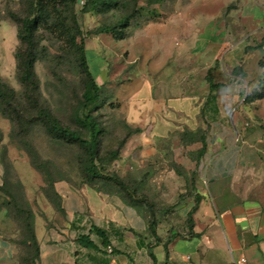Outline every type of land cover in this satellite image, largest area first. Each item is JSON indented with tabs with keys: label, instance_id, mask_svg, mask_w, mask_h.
Listing matches in <instances>:
<instances>
[{
	"label": "crops",
	"instance_id": "0c3cea01",
	"mask_svg": "<svg viewBox=\"0 0 264 264\" xmlns=\"http://www.w3.org/2000/svg\"><path fill=\"white\" fill-rule=\"evenodd\" d=\"M198 42L193 36L175 54L166 47L170 57L155 61L157 71L142 74L125 101V123L139 132L115 173L134 179L131 194L151 206H133L102 183L57 184L58 209L42 195L31 221L35 253L0 190V264H234L241 256L264 264V110L259 101L239 104L233 75L228 89L216 81L222 45ZM209 74L222 84L212 101Z\"/></svg>",
	"mask_w": 264,
	"mask_h": 264
},
{
	"label": "rangeland",
	"instance_id": "374dc122",
	"mask_svg": "<svg viewBox=\"0 0 264 264\" xmlns=\"http://www.w3.org/2000/svg\"><path fill=\"white\" fill-rule=\"evenodd\" d=\"M101 1L110 2L112 10L97 11ZM53 2V16L37 30V96L65 126L79 128L84 91L79 54L71 43V33L54 22L62 12L75 14L80 35L70 20L68 30L76 35L77 42L85 40L90 70L101 87V100L93 114L104 129L102 155L107 159L112 151H118V157L104 166L105 171L99 166L100 172H119L116 166L125 165L122 160L131 136L125 125L126 102L139 87L142 74L151 75L158 69L153 66L155 61L170 57L167 48L175 54L193 36L205 46L221 44L216 81L228 89L233 75L242 97L260 89L264 78V0H76L74 6L65 9ZM27 4L28 0H0V79L16 94L12 106L6 103L0 107V141L5 142L2 154L8 165V185L15 188L16 204L26 213L29 210L34 225L42 195L58 209L55 186L81 189L86 187L87 177L84 151L49 135L37 120L19 80L15 56L20 42L12 16L23 17ZM125 17L130 21L123 29V40L102 32ZM259 107L264 110V99ZM7 112L12 114L11 120L5 117ZM126 181L133 186L134 179ZM150 184L149 180V189Z\"/></svg>",
	"mask_w": 264,
	"mask_h": 264
},
{
	"label": "trees",
	"instance_id": "16d2710c",
	"mask_svg": "<svg viewBox=\"0 0 264 264\" xmlns=\"http://www.w3.org/2000/svg\"><path fill=\"white\" fill-rule=\"evenodd\" d=\"M58 4L63 5V9L68 6H74L76 0H54ZM53 0H28L27 9L23 17L16 15L12 16V19L18 26L17 37L20 42V48L16 53L17 60V70L19 80L24 87V93L27 99H29L32 107L36 112V118L40 121L46 128V131L50 136L65 141L68 144H75L79 146L85 153V173H86V186H93L94 184L102 183L103 185H108L111 188L118 189L124 198L132 204L137 206L140 203H146L151 206L148 199H135L131 194L130 186L121 179L115 172L107 173L100 172L99 166L103 168L105 165L110 164L118 157V151H112L110 157L104 159L102 155V135L104 134V129L101 123L97 120L96 116L93 114V109L97 108L101 100V87L98 85L95 76L90 70L88 59L85 49V40L83 38L77 42V37L72 33L71 29L68 30L67 21H71L74 25L75 30L78 31L79 27L76 15H64L57 16L54 20L58 23L61 28L66 32L71 33L70 40L71 43L76 46L77 53L79 54V67L81 68L83 74V86L84 91L82 94V114L81 118L78 119V129H72L65 126L59 118H57L50 109L42 106L38 99L39 83L37 79V74L35 71V66L38 61L39 53V38L37 35V30L41 24H47L49 19H51L52 10H55V5H53ZM87 4L84 3V6ZM113 6L110 2L101 1L97 5V11H111ZM53 10V11H54ZM57 15V14H56ZM129 17H125L118 23L117 26H106L103 28L102 32L105 34H112L118 40H123L125 38V28L129 26ZM122 28L118 30V28ZM124 29V30H123ZM235 73V70H234ZM208 82L210 83L211 94L208 97V101L215 99L213 92L220 88L222 84H214L212 82L211 75H208ZM260 89L253 90L243 95V103H254L264 99V78L261 80ZM16 99V94L10 86L4 83L0 79V107L4 104L12 106ZM6 118L12 119V114L7 112L4 114ZM130 135L139 132V130L130 129V127L125 123ZM1 142V141H0ZM2 162L5 167V182L0 188L5 195V204L14 211L16 219L20 222V229L22 235V243L27 247L28 250L32 252H38L39 247L36 239L34 229L31 224L29 210L26 213L25 208L21 205H17L15 202V188L10 187L8 184L9 180L7 178V160H5L2 154ZM133 192V189H131ZM134 194V192H133ZM153 228V222L152 226ZM97 234H101L100 229H93ZM81 242L84 247H94V244L87 237H82ZM106 243V240H105Z\"/></svg>",
	"mask_w": 264,
	"mask_h": 264
},
{
	"label": "built area",
	"instance_id": "2783aa9c",
	"mask_svg": "<svg viewBox=\"0 0 264 264\" xmlns=\"http://www.w3.org/2000/svg\"><path fill=\"white\" fill-rule=\"evenodd\" d=\"M260 143H262V141ZM108 252L112 253V247H108ZM234 264H249V263L246 257L241 256L234 260Z\"/></svg>",
	"mask_w": 264,
	"mask_h": 264
}]
</instances>
